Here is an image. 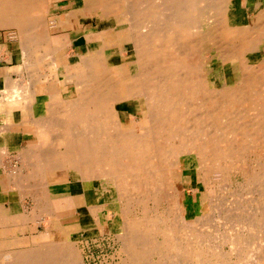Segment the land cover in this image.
I'll return each instance as SVG.
<instances>
[{
	"label": "bare ground",
	"instance_id": "1",
	"mask_svg": "<svg viewBox=\"0 0 264 264\" xmlns=\"http://www.w3.org/2000/svg\"><path fill=\"white\" fill-rule=\"evenodd\" d=\"M187 2L190 0H0V26H13L21 35L19 50L25 56L21 68L28 70L30 78H33L30 88L22 91L14 88L17 83L8 78L5 83L11 89L2 91L3 88L0 92V100L4 103L21 99L25 107L23 113L30 117L25 120L29 126L18 136L16 132L10 133L9 128L3 129L10 123L7 121L8 113L0 115V123H4L0 132L2 156L8 155L15 139L31 141L17 152L16 158L23 164L18 165L21 168L16 167L17 173L6 172L11 163L6 162L8 167L3 168L7 173L3 189L14 187L21 197H30L34 203L30 215L23 213L26 207L11 205L10 215H4L9 218L4 220L5 224H24L28 231L29 224L48 222L52 226L45 228L51 234H62L72 229L63 220L78 208L76 199L70 189L55 196L50 184L66 185L62 180L64 168L68 158L74 156L80 171V196L86 208L95 215L96 228L113 234L121 244L119 250L124 258L118 261L119 264H142L144 261L147 264H236L248 245L256 240L251 237L255 232L260 234L263 246L259 249L261 242L257 241L260 246L257 251L261 250V254L248 263L264 264V188L255 200L259 216H251L249 220L245 218L241 223L237 221L242 225L243 234L225 231L216 236V244L229 243V253L237 257L236 262L221 259L215 248V239L211 242L212 233L206 234L196 227L198 219L207 218L206 207L201 208L199 201L194 203L196 210L193 212L198 219L192 222L187 220L189 212H173L176 201L181 204L187 200L184 185L187 179H191L189 171L192 166L179 159L180 154H187V150L194 151L197 158L207 162L201 167V170L209 169L207 176L219 174L221 180H225L231 170H249L250 154L258 155L256 159L264 164V75L244 69L247 66L259 67L252 64L249 54L264 45V0H203V5L191 8L196 9L195 14ZM215 2H218L217 7ZM250 2H253L251 12L242 19L237 5L247 10ZM116 6L118 9L113 10ZM52 7H63L64 11L48 18ZM120 10L126 13L127 27L116 35L119 42L114 48L118 56L110 57L107 49L97 56L85 47L84 54L74 53L78 57L74 64L75 73L71 66L64 65L56 57L62 42L67 43L65 37H52L49 28L44 26H38V32L34 33V24L40 20L44 24L46 18L53 20L54 25L61 26L62 30L78 32L81 31L77 27L79 19L98 23L108 17L119 18ZM75 19L77 23L73 26ZM210 24L215 30L214 38L229 39L230 42L223 47L224 51L217 50L213 56L207 46L202 49L210 40L205 34ZM196 28L200 29L202 40L184 42ZM96 30L95 27H85L83 34L86 31L95 36ZM34 48L47 50L50 69L64 85H69L68 90L61 88L60 80L52 81L46 88V84L35 77L38 73L28 56L29 50ZM124 48L126 52H122ZM216 90L218 94L213 95ZM136 99L143 101L144 112L135 108ZM125 103L133 104L137 117H140L138 126L134 124L133 115L131 128L123 126L120 120L110 119L114 112L120 111L118 106ZM39 105L45 113L43 118L34 115ZM212 106L215 111L210 110ZM240 109L246 114L250 112L254 120L228 130L236 128L241 131L234 136L238 134L246 142L247 148L235 146L237 149L234 151L229 149L233 145L225 139V130L230 126L224 130L220 128L214 113L224 110V114L230 116ZM197 111L201 114L199 118L190 117ZM256 120L258 123L254 124ZM41 135L49 137V145L45 146L47 150L42 151L41 146L34 145ZM55 147L63 148L64 157L60 160L51 155ZM244 151H248V155ZM6 163L3 161L4 165ZM262 170L261 177L264 168ZM248 174L252 178L257 177L250 171ZM196 178L201 185L206 182L197 172ZM89 182L94 183L97 198L93 200L84 198L92 194L84 191V184ZM173 182L177 185L175 189ZM172 190H176V195L170 201ZM109 203V210L117 211L116 223L112 212L108 213L109 219L105 223L100 215L95 214L97 207H106ZM36 212L45 214L37 219L34 218ZM45 216L48 218L44 219ZM200 227L205 228L203 225ZM47 238L45 235L35 236L30 241H46ZM10 242L20 240L11 239ZM255 243L253 247L258 246ZM54 247L55 250L47 249L45 254H40L42 250L38 253L37 248L1 254L0 258L4 257L6 261L2 258L0 264H54L55 259H60V264H82L80 261L75 263L77 256L74 251L70 252L72 247L67 253L64 247L60 250L59 246L58 250Z\"/></svg>",
	"mask_w": 264,
	"mask_h": 264
},
{
	"label": "rangeland",
	"instance_id": "2",
	"mask_svg": "<svg viewBox=\"0 0 264 264\" xmlns=\"http://www.w3.org/2000/svg\"><path fill=\"white\" fill-rule=\"evenodd\" d=\"M202 1L203 0H190V2H187L188 7H190V10L192 11V14H195L197 11H196V9L193 10L191 8H193L194 6L197 7V6L203 5L204 3H202ZM217 3L218 2H215V5ZM250 3L251 4L249 6H247V10H245L244 6H241L240 4L237 5L238 15L242 19H246V17H248V13L251 12L250 9L252 8L251 6L253 5V2H250ZM150 4L152 6H155L154 3H150ZM216 7H217V5H216ZM218 7L220 8V6H218ZM117 9H118V6L113 8V10H117ZM63 11H64L63 7H60L58 9L57 8L55 9V7L54 8L52 7L50 9L49 16H47V17L52 18L54 16V14H60ZM118 16H119V18L118 17H115V18L108 17L106 19L104 18L98 23L95 22L94 20L82 21V19H79L78 24L80 25V28H82V27L83 28L95 27V28H97L96 32L97 31L98 32L96 33L95 36L92 34L95 37V40L93 43H90L87 46H86V43L83 41V38H81L80 43L82 44V46L77 47L76 50L78 52H80L81 54H84V52L86 51V49H85V47H86L90 52H94L97 56H99L102 53H104V51L107 49V52H108L110 57H112V58L117 57L118 55H117V52H116L114 47L118 46L119 41L117 40L116 35L118 32L122 31L123 29H126V27H127V25H126V21H127L126 13L123 10H120ZM252 16H254V13L252 14ZM79 17H80V15L77 18H79ZM117 18L119 19V23H118ZM49 21L54 23L53 20H51V19L47 20V18L44 19V24H42L43 21H41V20L39 22H36L34 24V26H35L34 27L35 28L34 33L36 34V32H38L37 31L39 29L38 26H44V27L48 28ZM76 23H77V19L73 20V26ZM83 28L80 29L81 31H78V32H74L71 30H62V31H59L58 33H55V35H54V36L61 35V36L66 38L67 43L62 42L61 50L56 51V57L58 60H62L64 65H67L69 67L71 66L73 73H75L74 64L78 61V57L77 56L69 57L70 55L74 54L75 52L72 53V51L69 50L68 46H70V45L72 46V41H71L72 39L83 35ZM180 32H183V31H180ZM206 32L207 33H205V34L210 37V40L208 41L207 44H205L202 47V49L205 50L204 48H206L205 46H207V50L212 53V54L210 53V55H212V56L214 54L218 53L217 50H219V52L224 51L223 47L227 46L230 43L228 41L229 39H226V41L225 40L222 41L219 38H216V37L214 38L215 30H214V27L212 26V24H210L208 26ZM88 34H91V33H88ZM211 34H212V39H211ZM68 35L71 38L70 40L67 39ZM232 35H235V33H233ZM19 37L21 38V35L18 34L17 30L13 26H10V25L0 26V73L4 74V73H6V71H8L7 77L11 78L12 81L17 83V85H14V88L18 89V91L19 90L22 91L23 89L30 88L29 86H31V84H33L32 83L33 78L32 79L30 78V76H31L30 74H24L25 76L21 75L22 70H20V69H22L21 68L22 59L23 58L25 59V56H23V54L19 50V46L21 44ZM193 37H194V39L195 38H197V39L194 40ZM230 37H232V36H230ZM198 38L202 40L203 35L200 33V29L196 28V29H194L193 33H191V35L184 40V42L187 41L189 43L190 42L194 43V41H197ZM209 42H210V44H209ZM212 42H214V43H212ZM178 43H181V41H179ZM208 44H209V46H208ZM214 45H215V47H214ZM127 48L130 49V47H128V46H127ZM209 48H211V49H209ZM64 49L67 51L66 53H68L69 55L65 53ZM263 50H264V45H262V47H260L259 49L257 48L256 50L250 52L249 55H250L251 62H253L252 64H257V66H259V67H258V69H256V68L253 69L254 67L249 68L247 66V67H244V69L246 71H255L256 73L264 75V51ZM42 51H44V52L42 53ZM46 51H47L46 49L44 50L42 48H34L31 51L29 50V52H28V56L30 55L31 61L33 62L32 64L34 66V70H36L37 73H39L38 66H40L43 63L50 62V59H49L50 57L48 56L49 54ZM124 51L126 52L127 49L126 48L122 49V52H124ZM8 56L11 57V58H9V60H8ZM46 56H48V57H46ZM61 58H63V59H61ZM7 62H12V63L10 65H8L9 63H7ZM47 64L49 65V63H47ZM14 68H16V71H18L19 74L13 72ZM208 70H210V68ZM25 72H27V71H25ZM35 77L38 78L37 75ZM21 79H23V80H21ZM43 85H45V84L43 83ZM49 85L50 84H48V86ZM4 86H5V84H3V82H2L0 89L4 88ZM61 86H62V89H64V90L69 89V85H64L63 82H61ZM217 92H218V90H216L213 95L218 94ZM221 99H224V98L222 97ZM217 101L220 104L222 103L221 100H217ZM142 102L143 101L139 100V99L135 100L134 104H135V108L137 109V111L139 110L141 112H144L145 109L143 108L144 106H143ZM20 103H21V101L19 100V101H12L11 103H7V105H5L4 102L2 100H0V115L6 113V109H11L9 111H12V112L14 111L13 113L9 114V117L12 119V121L9 120L8 123L9 122L10 123L7 124L6 127L3 126V129L10 127L9 128L10 133L19 132L22 129L27 128V126H29L28 123L25 122V120L27 118H30V117H25L26 116L25 113L20 112V109L23 108L20 105ZM220 104H218L219 107H220ZM135 108H134L133 104H131V103H125L123 105H119L118 111L119 110L120 111L114 112L111 115L110 119L112 121L120 120L121 123L123 124V126L130 127L131 126L130 124L132 121L130 118L133 115L134 119H135L134 124H137V126H138L140 124L138 122L140 117H137V113L134 110ZM212 109H214V111L216 110L215 108H213V106L210 107V110H212ZM21 113L23 115H22V119L20 121ZM224 113L225 112L223 110L219 114H217V113H214V114L217 115V117H218V125L220 126V128L222 127L224 130L225 127L230 126V128L225 130V133H226L225 139L227 140L228 143L233 145V147H229V149L235 151L237 149L235 146H238L240 148H242V147L247 148L246 142L244 141V139L242 137L238 136V134L236 136H234L237 132H241V131L236 130V128L234 131H228V130H231L232 127H236L237 125L242 126V123H249L252 120H254V118L252 116H250V112H249V114H246V112H244L241 109L238 112H234L233 113L234 115L232 114L230 116H226V114H224ZM44 114L45 113H44V110L42 109V105H39V107L35 108L34 115L35 116L37 115L36 116L37 118H43ZM198 115H201L200 111L194 112L192 115H190V117L199 118ZM46 118L50 119V117H46ZM257 123H258L257 120L254 121V124H257ZM3 124L4 123H0V132H2V125ZM48 139H49L48 136L41 135L39 142H40V144L41 143H47L48 144V142L50 141ZM20 140L21 139H15L14 146H13V148H10V151L16 150L18 152L22 149L19 147V141ZM30 143H31V141L30 142L29 141L24 142L25 146L29 145ZM34 145H35V143H34ZM224 147H226V145ZM186 149H188V148H186ZM220 149H222V148H220ZM54 150H56V151H54ZM54 150H52L51 155L55 159L60 160L64 157V155H63L64 151H63L62 147L58 148V149H56V147H55ZM224 150H227V149L224 148ZM187 151H186L187 154H185L186 157L184 156L185 152L183 151L184 153L180 154L179 159L181 158L183 161L187 162L190 166H192L191 170L189 171V175H190L191 179L190 180L187 179L185 181L186 183L184 185L185 188L189 191V193L186 190V192H185V195L187 197V200H185L186 202H183L181 204H177V201L175 202L176 207H175V210H173V212H174V214H182L184 212H189L187 215V220L192 222V221H194V219H198V215H194L193 212L196 210L194 203L199 201L200 203L198 205L199 206L201 205V208L205 209V207H206L205 211L207 212V218H204V220H203V218H200V220L198 219L197 222L195 223L196 227L198 229L202 230L206 234L212 233L211 242L214 241V239H215V241H214V244L216 246L215 248L218 251V256L221 255V259H223V260L229 259V261H231V263L233 261L236 262L237 257L232 256L229 253V248H230L229 243L226 241V243L221 242V243L216 244V236L221 234V232H225V231H227V233L243 234V232H242L243 230L241 229L242 225H240L239 222L240 223H241V221L243 222V220L245 218H248V220H249V218H252L251 216H255V217L259 216L260 212L257 208V205H255V200L260 197V192H261L262 188H264V175L262 177H261V175H259L263 171L262 169L264 168V164L260 163L258 161V159H256V158H258V155L256 156V154H254V153L250 154V156H249V167L247 166V168L249 170H247V169L241 170L239 168L236 170H231L227 173L228 176H226V179L221 180V176L219 174L214 175V177H217V178H214L213 176H211V177L207 176L210 173L209 169L204 168L201 170V167L206 166L207 162L206 161L204 162L203 160H200L199 158H197V155H195L194 151H192V152L189 150H187ZM245 153H247V154H245ZM244 154L248 155V151H244ZM16 157H18V155H15V154L9 157L10 159H9L8 164L10 162L11 163L9 164V168L6 169V171L9 170L8 173H11V172L17 173L16 169L21 168V166L23 165L22 163H20L19 158H16ZM3 158L5 159L6 156H4ZM179 159H177L178 162H179ZM3 161L2 162L0 161V163H2L1 166H3L2 169L4 167L8 166V164L5 161H4V163H6V164L4 165ZM75 163L77 164L76 158L74 156L69 157L67 160L66 167L64 168V176H63L62 180H65L67 185L68 184L70 185V188H67L68 187L67 185L53 184L52 182L50 184V189H53L51 191H52V193L55 194V196H58L59 193L62 194L64 192H66L67 191L66 189H70V193L76 199L75 203H76V206L78 208L76 209L75 212L70 214L69 217H66L63 220V223L65 225L71 226L72 229L66 230L62 234H60V233L59 234H56V233L51 234L50 232L46 231L47 228L52 226L51 223H50V225L47 224L48 222H45V223L43 222V223H41V225L37 224V222L32 224V225L29 224V227H28L29 231L33 227V229H34L33 233L36 234V236L45 235L48 237L46 241L43 240L40 242H32V241H30V239L33 237L30 238V232H28L29 235H27V233H26L27 232L26 225H24V224H5L4 220L9 219V218L4 217V215H6L7 213H10V212L9 211L5 212V211H3V208L0 207V218H2V219H0V256H1V254L6 255V254H9V253L14 252L16 250L17 251L29 250V249L31 250V248H33L32 250H34V248L35 249L37 248L36 250H38V253L42 250V252L40 254H42V253L45 254L50 249L55 250L54 246H56V250H58V249L60 250V248H63V247L66 248L65 249L66 253L69 252L68 249H70V247H72V251H70V252L72 253L74 251L73 253H75L77 256V257H75V260H74L75 263L82 262V264H115V263L119 264L118 261H120V262L123 261L124 256L122 255L121 250H119L120 245H121L119 243V241L114 238L113 234H111V233L109 234L107 232H100L96 228L95 221H94L95 215L92 214L89 211V209L86 208L87 206L84 205V199L82 196H80L82 194V185H81V182L79 180L80 179V171H79L78 166ZM18 165H21V166L19 167ZM22 170L25 171L27 169H22ZM195 171L198 174H201L202 180L206 181L204 184L202 183V185H201L198 178H196V172ZM249 171L252 174H257L256 179L252 178L248 174ZM2 184L4 187V181ZM172 185H173L174 189L177 186L175 182H173ZM84 186H85L84 187L85 192L87 191V193L88 192L92 193L91 195H88V194L85 195V197L90 199V200H93V198L96 197L95 191L93 190L94 183L93 182L85 183ZM190 191H191V193H190ZM170 194H169L170 195L169 200L173 201L175 198V195H176V190L175 191L172 190ZM191 194H193V196L189 197V196H191ZM91 204H93V203H91ZM109 205H111V203L107 204L106 207H104V206L97 207L95 210V212H96L95 214H96V216L100 215L101 220L105 223V222H108V219H109L108 213L112 212L111 214H113V216H114L113 219L116 223V222H118L117 211L116 210H114V211L109 210V207H108ZM179 205H180V207L178 208ZM262 205H264V201H263ZM27 206L29 207L28 212L32 213V211L34 209V207H33L34 205H32L31 203H28ZM83 208H85L86 210ZM24 210L25 209H23V213L25 214ZM256 210H257V212H256ZM250 211H251V213H250ZM11 213H14V212L12 211ZM36 213L34 214V216H35L34 218H37V219H38L39 215L44 216V214H45V213L40 214L39 212H36ZM19 214H22V211H20ZM249 214H251V215H249ZM106 215H107V218H106ZM92 216H94V217L92 218ZM229 216H232V218L229 219L228 218ZM43 218L47 219L48 217L45 216ZM238 220H239V222H237ZM200 225H203L205 228H201ZM45 226L47 228H45ZM7 227H9L10 232H13V230L12 231L10 230V227H15V229L18 232H16V234H13V235H15V238H13V240L17 238L18 240H20V242H16V243L10 242L9 243V239H6V237H5V235L9 233V231L6 230ZM254 234H255V236H254ZM258 234H259L258 232L251 234L252 235L251 237H253V239L256 238V240H254L256 243H257V241L261 242L260 238H259L260 234L259 235ZM50 235H53L52 236L53 238H50ZM117 241H118V243H117ZM254 241L251 242L250 245H248L247 250L243 254L244 256L242 255V257L240 258V261L237 262L236 264H246V263L249 264L251 261L252 262L254 261V258L256 256L261 254V252H260L261 250L257 251V249L260 246L261 247L259 249H262L263 245H261V244L263 242L259 243L260 246L257 243L258 246L256 245L257 247H253V245H254L253 243H255ZM58 246H59V248H58ZM249 246L253 247V250L250 249ZM47 247H51V248H47ZM43 249H45V250H43ZM79 251H80V253H79ZM225 255H227V256H225ZM249 255H252L253 257H251V256L249 257ZM246 256H248L247 258H249V259H246ZM1 259L3 261H6V259L4 257H1L0 260ZM243 259L245 261L247 260L246 263L244 262ZM58 261H57V259H55L54 264L62 263L60 261V259H58ZM78 261H80V262H78ZM142 264H147V263L144 261V263H142Z\"/></svg>",
	"mask_w": 264,
	"mask_h": 264
},
{
	"label": "crops",
	"instance_id": "3",
	"mask_svg": "<svg viewBox=\"0 0 264 264\" xmlns=\"http://www.w3.org/2000/svg\"><path fill=\"white\" fill-rule=\"evenodd\" d=\"M77 27H78V29L80 28V25L79 24H77ZM48 28H49V32H50V35H52V37H54V35H55V33H58L59 31H62V27L61 26H58V25H54V23L53 22H50L49 21V23H48ZM83 28V27H82ZM82 28H80V29H82ZM83 29H85V28H83ZM59 36V35H58ZM56 37V36H55ZM81 38H83V41L86 43V46L88 45V44H90V43H93L94 42V40H95V37L92 35V34H88L86 31H84V34L82 35V36H79V37H76V38H74V39H72L71 41H72V46L70 45V46H68L69 47V50H71L72 51V53L73 52H78L77 50H76V48L77 47H80V46H82V44L80 43V40H81ZM93 38V39H92ZM68 40H70L71 38L69 37V35H68V38H67ZM66 49V48H65ZM64 49V51H65V53L67 52L66 50ZM78 53H80V52H78ZM66 54H68V53H66ZM69 55V54H68ZM71 56H76V54H72V55H70L69 57H71ZM9 58H11V57H9L8 56V60H9ZM7 63H9L8 65H10L12 62H7ZM48 62H46V63H43V64H41L40 66H38V71H39V73L37 74L36 72V74H37V76H38V80H40V82H43L44 84H46L45 85V87L47 88L48 87V84H50L52 81H55V80H60V86H61V82H63L60 78H56L55 77V72H54V70L53 69H50V66L47 64ZM20 70H22V69H20ZM27 72L25 73V71H23L22 70V74L21 75H23V74H30L29 73V71L28 70H26ZM7 72L8 71H6V73H0V87H1V83L3 82V84H5V86H4V89L3 88H1L0 89V92H2V91H4V90H7V88L9 89L11 86L10 85H7L5 82H6V79H8L9 77H7ZM13 72H15V73H18V71H16V68H14V70H13ZM9 79H11V78H9ZM51 79V80H50ZM12 81V80H11ZM61 88H62V86H61ZM3 89V90H2ZM11 89V88H10ZM2 90V91H1ZM21 101V103H20V105L25 109V107H24V102L21 100V99H18V100H11V101H7L6 103H4L5 105H7V103H11L12 101ZM20 109V112H22L23 113V111H24V109ZM9 110H11V109H6V112L8 113V115L10 114V113H13L12 111H9ZM22 110V111H21ZM22 113H21V117H20V121H21V119H22ZM7 121H9V120H11V118L10 117H8L7 116ZM0 121H1V119H0ZM12 121V120H11ZM10 128V127H9ZM12 128V127H11ZM24 131V129H22L21 131H19V132H16V135H18V136H21L22 135V132ZM41 137V136H40ZM24 142H25V139H22V140H20L19 141V147L20 148H24V147H26L25 146V144H24ZM35 144H36V146L39 148V146H41L40 148L42 149V151H43V149H45V150H47L46 148H45V146H47V145H49V142H48V144L47 143H41L40 144V142H39V138L37 137V139H36V141H35ZM3 146H1V144H0V156H1V162L4 160L5 162H9V157L10 156H12V155H17L18 153H17V151L16 150H11V151H9L8 152V155L6 156V158L4 159L3 157L4 156H2V154H3V152H2V150H3V148H2ZM2 153V154H1ZM4 153H6V152H4ZM2 167L3 166H1V163H0V207H2L3 208V211H5V212H7V211H10L9 209H10V207H11V205H21V206H23V207H26L25 208V213H26V215H30L31 213H29L28 212V209H29V207L27 206V204L28 203H33V201H31V198L30 197H21V195H20V192H19V190H17L16 188L14 189V187H11V189H10V187L9 188H7L6 190L5 189H3V181H4V179H5V177H6V172H8V171H6L5 173H4V169H2ZM8 167V166H7ZM9 168V167H8ZM2 172V173H1ZM66 185H67V183H66ZM68 187L67 188H70V185L68 184L67 185ZM68 190V189H67ZM17 191H18V193H17ZM70 191V190H69ZM20 196V197H19ZM84 198H86V197H84ZM12 201V202H11ZM22 207V208H23ZM19 213V212H18ZM29 213V214H28ZM8 215H10L9 213H8ZM6 230H8L9 231V227H7L6 228ZM10 230L12 231L13 230V232H10L9 231V233L8 234H6L5 235V237H6V239H9V240H11V239H13V238H15V235H13V234H16V232H18L16 229H15V227H10ZM28 232H30V238L31 237H35L36 236V234H34L33 233V231H32V229H30V231L28 230L26 233H27V235H29V233ZM17 239V238H16Z\"/></svg>",
	"mask_w": 264,
	"mask_h": 264
}]
</instances>
